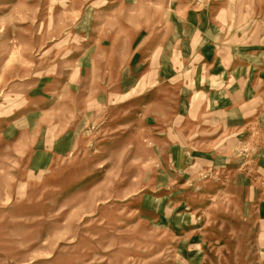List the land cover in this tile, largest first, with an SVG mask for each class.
I'll return each instance as SVG.
<instances>
[{
  "label": "rangeland",
  "instance_id": "1",
  "mask_svg": "<svg viewBox=\"0 0 264 264\" xmlns=\"http://www.w3.org/2000/svg\"><path fill=\"white\" fill-rule=\"evenodd\" d=\"M212 1L0 0V264H264V125L183 118Z\"/></svg>",
  "mask_w": 264,
  "mask_h": 264
},
{
  "label": "crops",
  "instance_id": "2",
  "mask_svg": "<svg viewBox=\"0 0 264 264\" xmlns=\"http://www.w3.org/2000/svg\"><path fill=\"white\" fill-rule=\"evenodd\" d=\"M183 7L176 41L180 73L195 76L198 94L183 118L212 131L209 138L255 122L264 125V0Z\"/></svg>",
  "mask_w": 264,
  "mask_h": 264
}]
</instances>
